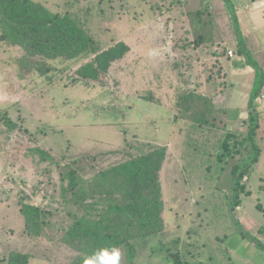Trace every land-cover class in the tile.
Masks as SVG:
<instances>
[{
    "label": "rangeland",
    "instance_id": "1",
    "mask_svg": "<svg viewBox=\"0 0 264 264\" xmlns=\"http://www.w3.org/2000/svg\"><path fill=\"white\" fill-rule=\"evenodd\" d=\"M37 1L69 12L103 47L121 41L132 50L104 84L87 87L65 84L63 73L49 82L35 59L26 62L22 49L0 42V116L17 123L11 128L0 120V264L13 253L28 255V264H72L80 251L67 232L83 212L61 196L65 173L88 180L137 154L135 148L159 146L168 149L161 172L165 231L135 240L133 262L120 247V264H175L168 257L179 252L187 264H264L257 246L264 244V109L256 138L262 152L241 182L237 206L234 163L218 161V141L228 131L243 139L255 68L264 75V28L252 24L259 16L247 11L248 0ZM210 76L217 108L239 109L240 119L232 126L223 124L226 117L216 121L222 130L194 135L196 149L187 148L193 127L177 100L186 88L204 94ZM36 150L51 158L42 160ZM246 154L242 149L235 162ZM24 203L50 214L39 236L26 232Z\"/></svg>",
    "mask_w": 264,
    "mask_h": 264
},
{
    "label": "trees",
    "instance_id": "2",
    "mask_svg": "<svg viewBox=\"0 0 264 264\" xmlns=\"http://www.w3.org/2000/svg\"><path fill=\"white\" fill-rule=\"evenodd\" d=\"M226 2L230 4L231 1ZM204 12L209 13V8L197 10L194 20L198 22ZM0 42L22 49L26 62L31 61L29 58L35 59L37 68L42 75L47 76L49 82L52 83L51 79H58L59 73H63L65 84L87 87L91 84H104L113 66L132 50L127 43L121 41L110 47H103L69 12L53 11L37 0H0ZM57 60L69 64L62 68L47 64ZM175 66L171 67L173 71ZM255 69L257 74L248 101V118L243 119V139L239 141L236 133L228 131L218 141V161L226 159L225 163H234L231 170V190L234 194L232 204L235 206L240 198L241 182L258 163L262 152L256 139L260 129V114L255 106L263 95L264 75L259 68ZM212 77L206 80L204 94L198 93L196 89L186 88L177 100L179 114L184 120L191 122L193 127V131L187 133V148L193 146L196 149L198 140L194 135L206 136L204 134L208 131L214 133L222 130V127L219 130L216 121L226 117L229 121L224 119L223 124L232 126V123L240 119L239 109L217 108L215 98L218 95L214 93L216 86ZM2 119L5 125L16 127L17 123L8 116H0V120ZM131 146L135 148L133 144ZM135 149L137 154H125L122 160L102 168L88 180L82 179L75 170L67 171L63 176L61 196L65 202L83 212L81 215H74L75 221L67 232L68 241L76 243V246L71 245L80 251V256L72 264H84L86 257L102 248L122 246L128 249L130 261L133 262L136 257L135 240L150 238L165 231L161 172L168 149L165 146L146 152ZM242 149L247 154L235 162L234 159L242 153ZM36 152L42 160L50 157L43 150ZM21 214L30 236L40 235L45 227L44 218L50 215L40 207L26 203L21 207ZM257 242L258 248L264 251V244ZM168 258H172L171 261L175 264H187L180 252ZM28 262V255L13 253L7 264Z\"/></svg>",
    "mask_w": 264,
    "mask_h": 264
},
{
    "label": "clouds",
    "instance_id": "3",
    "mask_svg": "<svg viewBox=\"0 0 264 264\" xmlns=\"http://www.w3.org/2000/svg\"><path fill=\"white\" fill-rule=\"evenodd\" d=\"M121 252L119 248H102L90 257H86L84 264H120Z\"/></svg>",
    "mask_w": 264,
    "mask_h": 264
},
{
    "label": "crops",
    "instance_id": "4",
    "mask_svg": "<svg viewBox=\"0 0 264 264\" xmlns=\"http://www.w3.org/2000/svg\"><path fill=\"white\" fill-rule=\"evenodd\" d=\"M247 2H248V6H246V9L250 13V15L253 17V19H254V15L259 16V19L258 18L256 20L254 19V22L252 24H254L258 28L262 25V27L264 28V0H248ZM259 20L261 22H259ZM255 107H256L257 112L259 111V109L263 110L264 102H262L261 99H258V102H256Z\"/></svg>",
    "mask_w": 264,
    "mask_h": 264
},
{
    "label": "built area",
    "instance_id": "5",
    "mask_svg": "<svg viewBox=\"0 0 264 264\" xmlns=\"http://www.w3.org/2000/svg\"><path fill=\"white\" fill-rule=\"evenodd\" d=\"M231 55H233V53L230 52Z\"/></svg>",
    "mask_w": 264,
    "mask_h": 264
}]
</instances>
